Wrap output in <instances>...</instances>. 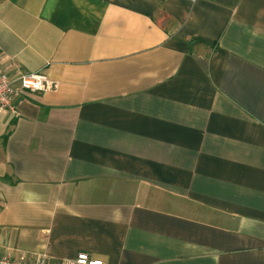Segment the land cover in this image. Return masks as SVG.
<instances>
[{
	"label": "crops",
	"instance_id": "obj_1",
	"mask_svg": "<svg viewBox=\"0 0 264 264\" xmlns=\"http://www.w3.org/2000/svg\"><path fill=\"white\" fill-rule=\"evenodd\" d=\"M0 65L55 82L0 112V255L264 264V0H0Z\"/></svg>",
	"mask_w": 264,
	"mask_h": 264
},
{
	"label": "built area",
	"instance_id": "obj_2",
	"mask_svg": "<svg viewBox=\"0 0 264 264\" xmlns=\"http://www.w3.org/2000/svg\"><path fill=\"white\" fill-rule=\"evenodd\" d=\"M18 83V85L16 84ZM55 85L43 72H32L21 75L13 80L0 65V112L9 113L13 117L20 116L15 103V97L23 90L45 91ZM0 264H107L102 259L93 258L87 252H80L74 258L64 259L60 262H51L46 255L36 260L14 258L11 255H0Z\"/></svg>",
	"mask_w": 264,
	"mask_h": 264
},
{
	"label": "rangeland",
	"instance_id": "obj_3",
	"mask_svg": "<svg viewBox=\"0 0 264 264\" xmlns=\"http://www.w3.org/2000/svg\"><path fill=\"white\" fill-rule=\"evenodd\" d=\"M5 71L7 72V70L5 69ZM8 73V72H7Z\"/></svg>",
	"mask_w": 264,
	"mask_h": 264
},
{
	"label": "trees",
	"instance_id": "obj_4",
	"mask_svg": "<svg viewBox=\"0 0 264 264\" xmlns=\"http://www.w3.org/2000/svg\"><path fill=\"white\" fill-rule=\"evenodd\" d=\"M193 41H195V40H193Z\"/></svg>",
	"mask_w": 264,
	"mask_h": 264
}]
</instances>
